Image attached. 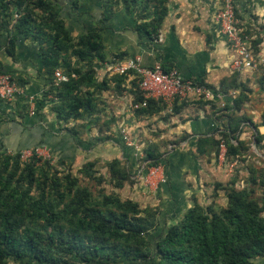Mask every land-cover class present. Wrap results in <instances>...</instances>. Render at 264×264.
Instances as JSON below:
<instances>
[{
    "label": "trees",
    "instance_id": "1",
    "mask_svg": "<svg viewBox=\"0 0 264 264\" xmlns=\"http://www.w3.org/2000/svg\"><path fill=\"white\" fill-rule=\"evenodd\" d=\"M131 2L144 10L153 2V11L147 16L142 14L135 26L139 37L153 41L166 13L165 0ZM35 10L47 16V21L42 19V26L32 25ZM62 10L64 16L60 17ZM83 14L77 0H0V30L7 34L4 51L14 57L19 39L31 37L40 43L41 64L50 78L45 95L53 94L57 99L58 105L53 110L60 123L82 118L92 109L90 93L86 98L78 96L81 70L74 67L67 55L83 62L106 58L101 33L107 30L110 15L102 14L103 19L98 22L101 26L85 30L74 42L63 19L71 23L73 16ZM163 68L168 70L169 67L163 65ZM57 69L68 77L66 82L55 84L53 74ZM0 73L11 74L1 62ZM87 78L89 83L93 80L92 72ZM113 78L117 85L126 80L131 82L135 93L133 103L142 101L133 79L129 80L127 75H114ZM186 103H175L173 112ZM163 107L159 102L149 100L145 108L136 112L150 115ZM262 118L264 120V114ZM197 143V152L203 154L202 140ZM2 146L0 143V157H3L0 168V264H6L8 259L19 264L55 262L57 260L51 255L54 242L58 244V252L72 254L78 264H121L117 260L121 257L145 264L148 261L150 264H255V259H261L264 264V218L260 216L263 210L248 199L244 190L227 191L228 205L219 212L208 210L204 213L201 206L193 205L181 220L168 226L156 239L144 242L142 236L148 235L151 226L141 218L142 210L137 203L112 196H103L97 201L87 190H80L76 178L70 174L63 178L65 187L61 179H56L49 188L51 190L42 188L33 195V163H27L25 173L18 174L19 154L8 156L1 151ZM235 151L231 144L227 145V155ZM144 162L147 167L156 166L161 159L149 152ZM10 163L13 170L9 171ZM125 180L126 176L115 182L114 187L122 188Z\"/></svg>",
    "mask_w": 264,
    "mask_h": 264
},
{
    "label": "rangeland",
    "instance_id": "2",
    "mask_svg": "<svg viewBox=\"0 0 264 264\" xmlns=\"http://www.w3.org/2000/svg\"><path fill=\"white\" fill-rule=\"evenodd\" d=\"M77 5L82 7L91 5L94 8V12H88V15L91 13L95 14L94 21L91 19V15L80 19L84 22L81 23V26L83 28L86 27L85 30L97 26L100 27L101 23H98L99 19H103L104 14L108 13L110 15V19L106 22V25L116 32H113L114 34L112 36L106 34L107 30L101 33L104 51L110 50L105 60L116 56H128L124 52L118 53L112 48L118 38V32L123 28H133L132 30L137 32L135 26L138 21L140 22L142 14L149 15L153 11L154 6L153 2H151L147 5V9L144 10L142 6H135L131 0L127 2L123 0H77ZM125 13H127V16ZM61 14L59 16L63 17ZM16 17L14 15V18ZM42 19L47 21V16L42 15L39 10H35L32 21L33 27L37 25L42 26ZM96 19L98 20L97 22L95 21ZM63 20L65 25L69 26L70 21L65 18ZM75 21L79 22L77 17ZM83 28L69 27L74 42L78 40L80 35L84 34L81 33ZM261 28L263 31L249 33L251 39L250 51L256 65L255 68L245 72L243 71V73L233 71L232 76L220 84V90L222 92L232 95L229 105L226 104L228 102H219L217 107L213 106L212 108L214 110L213 114L219 122V126L208 139L210 141L204 145V148L206 147L207 150V161L212 164L211 167L213 170L209 171V177L212 179L207 181L204 194L199 195L200 201L194 195L192 196L194 201L193 205L198 204L201 206L204 213L208 210L219 212L220 209L225 208L228 205V199L226 197L227 191L244 190L249 196L248 199L263 210L260 216L264 218V133L259 130V127L264 122L262 118L264 114V23H262ZM43 29L45 28L43 27ZM0 42L3 46L7 42V34L2 30H0ZM25 46L28 48V51H31L35 46L39 47L40 43L32 40L30 37L27 38ZM25 52L27 53L26 50ZM20 55L22 56L23 54L20 53ZM67 56H69L74 67L80 68L81 70L78 96L86 98L88 97V93H90L92 109L90 113L83 114L82 118H72L68 122L59 123V129L71 135L75 134L82 142L88 140L93 147H98L99 145L101 147L93 148L91 157L87 153L84 155L81 154L79 160L74 162H71L67 157L69 148L64 150L66 154L64 156L63 154L57 155L53 153L45 145L30 146L15 151H9L2 146L1 151L11 157L19 154L20 170L18 174L25 173L24 168L27 163H33L35 184L31 194L36 195L39 189L42 188L45 191L51 190L49 188L53 186L52 182L56 179H61L63 181L62 185L65 187L66 182L63 178L67 174H70L73 178H76L77 187L80 190L85 189L90 192L92 198L97 201H100L103 196H112L118 197L121 201L130 200L137 203L142 210L141 218L151 226L148 235L142 236L144 242L149 241L151 238L156 239L168 227V222L161 215L160 207L156 206L157 203L153 201L140 203L130 199L132 198V193L137 192V190L139 191L138 188L133 189V185L136 183L137 185L141 184V182L136 176L137 172L131 173L128 171L125 160H119L118 163H115L117 159L113 158L112 155L115 154L114 152L119 151V147L114 143H110L108 140H116L120 136L121 130H129L132 141L137 147L139 146L138 148L141 154L138 159L139 167L137 166L139 169L143 166L144 158L149 152H153L164 162L166 153H169L170 150H174L176 147H169V144L179 141L167 140L156 144L152 143V138L161 131L157 133V131L147 125H143L147 132L146 135L139 134L140 136H137L135 132L137 128L134 126L132 119L138 113L132 108L135 93L132 90L133 86L131 82L126 80L117 85L113 76L109 73H106V77H101L98 68L100 60L96 58L83 62L77 61L76 57ZM90 72H92L93 80L89 83L87 75ZM12 76L22 86L25 82L26 84L28 83L24 77L15 76L14 74ZM103 80L105 83H103ZM48 90L49 86L47 87L46 93ZM38 100L39 103L40 101L43 103L47 101L49 110L53 111L56 118L53 108L58 105V101L54 98V95L49 93L47 95L44 94ZM172 113L173 107L166 111L165 117L172 115ZM21 116L18 113L16 117ZM18 122L21 124V121ZM26 126L30 127V123ZM91 138L94 140V143H91L93 141H90ZM221 140L225 142L226 147L231 144L236 149L235 153L227 155L226 162L222 164L217 159L218 144ZM34 148H45L46 151L40 156L34 155L29 162L23 163L20 157L22 152ZM46 152L48 155H46ZM2 160L3 157H0V168H2ZM8 170H13L12 163L9 164ZM125 176L126 180L122 183V188L114 187L115 182L125 179ZM139 188H142V186ZM57 245L54 242L51 252L52 257L57 261L53 262L48 260L44 263L36 261L32 264H78L72 254L58 252L59 248H56ZM142 250L144 249L142 248ZM117 260L121 264H145L143 262L131 261L126 257H121ZM254 263L261 264L262 260L255 259ZM6 264L19 263L8 259ZM147 264H150V261Z\"/></svg>",
    "mask_w": 264,
    "mask_h": 264
},
{
    "label": "crops",
    "instance_id": "3",
    "mask_svg": "<svg viewBox=\"0 0 264 264\" xmlns=\"http://www.w3.org/2000/svg\"><path fill=\"white\" fill-rule=\"evenodd\" d=\"M78 7L83 9L84 14L76 16L79 22L75 21L76 17L73 16L72 22L69 24L70 28H83L81 23L84 22L80 19L90 15L94 21L95 14L88 15V12H94L91 5ZM165 7V16L158 35L153 41L139 37L137 32L132 30L133 28H123L118 32V41L116 40L112 48L114 51L124 52L128 56H122L121 59L116 56L103 62L100 61L98 68L99 74L104 78L108 70L106 67L113 59L124 60L137 56L147 67H151L157 62L162 66L175 67L185 78L203 83L214 91L224 94L221 101L188 102L187 105L167 117L165 115L168 109L164 107L150 115L133 116L132 120L137 128L135 130L137 136L139 134L146 135L147 132L143 125H147L157 133L161 131L152 138V143L156 144L167 140L179 141L169 142V147H176L166 153L164 162L161 160L165 168L166 183L155 192L146 189L142 183L138 185L136 183L132 188H138L139 191H133L132 198H130L140 203L144 201L157 203L156 206L160 207L161 215L170 226L176 223L194 204L193 195L200 201L199 195L204 194L207 181L212 179L209 177V171L213 170L212 164L208 163L207 150L206 147L204 148L206 144L204 141L208 140L219 126L212 108L213 106L217 107L219 102L229 103L232 98L231 94L220 90V84L230 78L233 71L243 73V71L252 69H233L232 62L236 58V54L228 46L216 18L220 0H165ZM236 12L241 28L246 30L245 33L249 38V33L263 31L261 26L264 23V0H238ZM61 13L64 16V10ZM75 14H77V10ZM106 27V34L109 36L116 32L109 26L106 25ZM85 28L81 33L85 32ZM26 41L27 39L17 41L14 57L5 53L4 46L0 42V62L4 68L12 75L24 77L28 81L27 84L25 82L21 86L22 95L17 96L12 102L0 101L1 145L9 151L45 145L53 153L63 154V156L64 150L69 148L67 157L71 162L79 160L81 154L87 153L91 157L92 149L101 146L93 147L88 140L82 142L75 134L71 135L64 130L60 131L58 125L60 122L56 121L53 111L49 110L48 102L40 101L39 103L38 99L46 93L47 87L50 86V78L44 73L41 64L40 46H35L31 51H28L25 46ZM109 51L105 50L106 57ZM20 53L23 55L21 56ZM28 96L34 99L35 112L33 115L28 113ZM16 113L22 116L16 117ZM18 121H21V124ZM28 123H30V127L26 126ZM259 130L264 133V125H261ZM199 139L203 143L200 146L204 150L203 154L197 152ZM92 140L91 138L90 141ZM108 141L119 147V151L112 155L113 158L125 160L128 171L131 173L140 170L138 168V159L141 155L139 146L137 147L132 141L129 130H121L118 139ZM91 143H94V140ZM105 146L107 145L105 144ZM137 186H142L144 189Z\"/></svg>",
    "mask_w": 264,
    "mask_h": 264
},
{
    "label": "built area",
    "instance_id": "4",
    "mask_svg": "<svg viewBox=\"0 0 264 264\" xmlns=\"http://www.w3.org/2000/svg\"><path fill=\"white\" fill-rule=\"evenodd\" d=\"M238 0H220V8L216 18L219 28L226 38L228 46L236 54L232 62L233 69L255 68V62L251 56V40L246 35V30L241 28V23L237 16ZM110 75H127L133 79L142 101L132 104L133 110L145 108L149 100L159 102L166 108L171 109L175 103L195 102V101H221L224 94L216 92L203 83L195 82L185 78L177 68L169 67L164 70L161 63L157 62L151 67L142 64L139 57H129L124 60L113 59L106 67ZM55 84L66 82L68 77L56 70L53 74ZM23 94V89L17 84L11 74L0 73V101L12 102L19 95ZM29 103V114L35 112L34 100L27 97ZM126 139V136H125ZM45 148L28 149L21 154L23 163H27L34 156H40L45 152ZM46 155L48 153L46 152ZM217 159L219 163L227 160V147L223 140L218 144ZM144 187L152 192L157 191L166 183V174L163 163L156 166H146V163L136 174Z\"/></svg>",
    "mask_w": 264,
    "mask_h": 264
}]
</instances>
